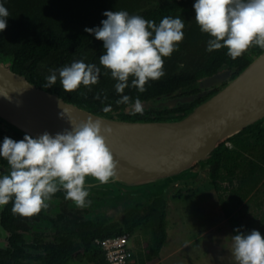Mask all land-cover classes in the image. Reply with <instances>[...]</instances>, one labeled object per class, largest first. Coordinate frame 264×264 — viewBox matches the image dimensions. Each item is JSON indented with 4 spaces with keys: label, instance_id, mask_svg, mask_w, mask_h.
I'll return each mask as SVG.
<instances>
[{
    "label": "clouds",
    "instance_id": "clouds-1",
    "mask_svg": "<svg viewBox=\"0 0 264 264\" xmlns=\"http://www.w3.org/2000/svg\"><path fill=\"white\" fill-rule=\"evenodd\" d=\"M193 9L201 32L210 37L206 51L226 48L236 59L252 46L264 49V0H195ZM103 15L106 19L101 26L84 29L103 43L99 65L116 81L117 93L129 86L143 93L148 81L165 75L164 58L178 50L184 39L183 19L165 16L157 23L123 10L105 11ZM9 16L0 3V32L6 29ZM49 71L44 87L51 88L59 79L66 92L81 85L91 90L101 74L99 66L86 63L84 58ZM94 99H101V95ZM130 103L134 113L143 112L139 98L131 102L128 95H122L116 101L117 105ZM102 110L112 111L111 105ZM102 131L111 130L102 129L99 120L87 119L55 135H25L19 141L5 137L0 143V158L7 161L9 171L0 175V208L11 202L13 214L31 217L47 209L48 201L60 190L78 207L90 204L87 197L92 185H86V177L106 184L114 179L118 166ZM234 231L238 233L231 237L236 264H264V236L255 229L247 234Z\"/></svg>",
    "mask_w": 264,
    "mask_h": 264
},
{
    "label": "trees",
    "instance_id": "trees-1",
    "mask_svg": "<svg viewBox=\"0 0 264 264\" xmlns=\"http://www.w3.org/2000/svg\"><path fill=\"white\" fill-rule=\"evenodd\" d=\"M156 1H141L134 8L127 9V12L129 15H139L159 23L165 16L174 17V14L182 8L193 9L195 3V0ZM144 2L151 3L152 7L139 10L144 6ZM3 4L8 9L10 16L7 18L6 29L0 32V54L13 57L11 69L25 75L37 87L55 92L64 100L95 113H105L102 109L108 105H111L112 110L124 109L131 105V103L116 104L122 95H128L131 102H134L136 98L141 101L154 100L156 102L158 96H168V94L184 96L198 93L199 82L204 77L216 74L223 65L233 69V75H236L249 63L252 56L264 50L258 46H252L253 55L251 57L243 53L236 59H232L227 54L226 48L214 50L215 52L208 53L209 55L206 56L207 58L205 57L204 61L198 62L199 68L195 70L191 68L181 71H176L173 68L170 70L173 64L172 60L168 66L166 65L165 75L158 80L148 81L145 85L146 91L143 93L131 86L126 88L123 93H117L114 88L116 82L101 86L92 85L91 90L81 85L75 91L66 92L59 79L51 88L44 87L47 83L46 77L50 74L49 70L56 69L55 65L57 68L69 65L73 60L78 59L77 56L80 54L86 56L87 61H99V56L103 54V43L97 40L94 35L85 32L84 29L99 27L102 20L95 17L89 24H86L80 23L78 19H82V17L78 16L79 18L74 19L65 18V21L62 20L61 23L59 20L53 22L48 19L53 16L50 14L53 12L49 10L48 16L31 12L32 22H29L30 19L26 17L25 13L22 15L18 11H10V5ZM133 11L136 13L133 14ZM97 94L101 95V99H94ZM105 95L107 99H103ZM204 99L205 97H201L190 103H180V109L187 113ZM102 100L103 102H101ZM160 113H162L160 107H152L149 110H143L142 113H120L118 116L121 119L132 121L167 119L160 116ZM227 142H231L233 146H228ZM207 163L211 183L216 191L220 190L219 204L233 236L238 234L234 229H240L245 234L255 229L264 236V214L258 220L253 216L243 223L240 221L242 215L238 211V206L248 201L253 195L264 199V119L220 144ZM234 180L238 182L237 187L233 186ZM224 181H228L230 184L226 197L222 191L227 189L222 188L219 184ZM179 194L177 193L176 196ZM165 198L163 196H154L148 200L133 198L135 203L143 202L142 209L130 207L118 220L109 223H89L82 226L83 229L78 234L64 238L63 243L43 257L44 264H69L70 260L108 264L104 251L95 242V239H104L125 233L137 242L139 240L136 235L145 238L144 245L135 249L132 264L155 262L159 259L160 251L167 238ZM73 237L78 238V242H75Z\"/></svg>",
    "mask_w": 264,
    "mask_h": 264
},
{
    "label": "water",
    "instance_id": "water-1",
    "mask_svg": "<svg viewBox=\"0 0 264 264\" xmlns=\"http://www.w3.org/2000/svg\"><path fill=\"white\" fill-rule=\"evenodd\" d=\"M229 70L207 76L202 85L219 87L189 112L175 118L132 121L118 114L134 112L131 105L108 113H95L64 100L55 92L37 87L23 74L0 61V118L23 135H55L73 123L99 120L106 143L118 162L114 179L103 184L132 198L166 197L173 185L199 164L208 167L215 150L229 138L264 119V50L251 57L236 75ZM209 91L167 101H141L143 110L190 103ZM169 95V94H168Z\"/></svg>",
    "mask_w": 264,
    "mask_h": 264
},
{
    "label": "rangeland",
    "instance_id": "rangeland-1",
    "mask_svg": "<svg viewBox=\"0 0 264 264\" xmlns=\"http://www.w3.org/2000/svg\"><path fill=\"white\" fill-rule=\"evenodd\" d=\"M141 1L146 0H0V3L9 4L10 11H18L22 15L25 13L26 17L30 19L29 22H32L31 12L48 16L47 12L51 10L53 13L50 14L53 16L47 18L53 22L59 20L61 23L62 20L65 21V18L82 17V19H78L80 23L89 24L95 17H99L101 20L106 19L103 15L105 11L121 9L127 11ZM149 7H152V4L144 2V6L139 10ZM191 10L188 8L179 14H174V18L179 16L184 21V39L178 44V50L174 51L170 57L164 58L165 73L166 67L172 60L173 64L170 70L172 68L176 71L190 68L195 70L199 68L198 62L204 61L205 57L209 55L206 46L210 37L201 32L195 21V13L188 16L192 12ZM20 22L22 21L20 20ZM213 52L215 51L213 50ZM77 58L76 60L84 58L86 63H94L101 68L99 83L96 85H108L116 82L110 72L99 65V61H87L83 54L78 55ZM226 66L224 65L223 68ZM54 67L57 68L56 65ZM227 145L233 146L231 142H227ZM186 175H192V177L186 182L173 185L166 194L167 238L160 251L159 259L150 264H236L232 255L231 237L233 233L219 204L220 190L216 191L211 183L209 166L200 167L197 164ZM219 184L222 188L227 189L224 192L221 190L226 197L230 184L228 181ZM237 185V180H234L233 186L237 187ZM177 193H180L179 196H176ZM238 211L242 215L240 221L243 223L253 216L258 220L264 214V199L253 195L248 201L238 206ZM109 212L111 214V210ZM113 212L118 218L122 215L120 209L112 210ZM136 237L139 242L133 237L128 242L129 246L135 247V249L142 247L145 243L143 236L136 235ZM69 264L93 263L84 260L80 262L70 260Z\"/></svg>",
    "mask_w": 264,
    "mask_h": 264
},
{
    "label": "flooded vegetation",
    "instance_id": "flooded-vegetation-1",
    "mask_svg": "<svg viewBox=\"0 0 264 264\" xmlns=\"http://www.w3.org/2000/svg\"><path fill=\"white\" fill-rule=\"evenodd\" d=\"M188 8L190 7L180 9L177 14ZM191 11L188 16L195 13L193 9ZM244 53L251 57L253 55L252 47ZM12 58L10 55L0 54V61L9 69H11ZM223 67L224 65L219 68L217 73L229 70L231 72L230 76H234L233 69L228 66ZM203 79L199 82L200 89L198 92L209 91L208 87L202 85ZM223 84H220L219 87H212L204 97L206 98L217 91ZM158 97H161L159 101L164 102L181 96L169 94L168 96ZM161 110L160 116L167 119L175 118L176 114L184 112L180 109V103L171 109L167 106H161ZM24 136L0 118V143L3 142L5 137L19 141ZM8 171L7 161L0 158V175L7 174ZM85 183L92 186L88 188L89 196L87 200L90 201V204L83 208L78 207L73 201L65 199L63 190L57 191L52 196L51 200L48 201L49 206L47 209L31 217H21L13 214L11 202L0 208V264H44L43 257L63 243L64 238L78 234L83 229L82 226L89 223H109L120 219L130 207L143 208V202L135 203L129 194L117 192L112 188L107 191L105 185L100 184L92 177H86ZM117 209L122 211L120 218L116 216V213H112V210ZM109 210H111V214ZM74 239L75 242H78V238Z\"/></svg>",
    "mask_w": 264,
    "mask_h": 264
},
{
    "label": "built area",
    "instance_id": "built-area-1",
    "mask_svg": "<svg viewBox=\"0 0 264 264\" xmlns=\"http://www.w3.org/2000/svg\"><path fill=\"white\" fill-rule=\"evenodd\" d=\"M129 234L109 236L104 239H95V242L105 253L108 264H132L135 248L129 246Z\"/></svg>",
    "mask_w": 264,
    "mask_h": 264
}]
</instances>
